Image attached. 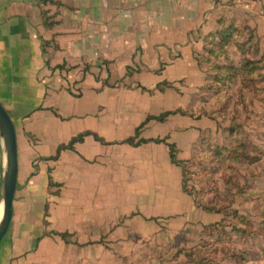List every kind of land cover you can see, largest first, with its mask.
Segmentation results:
<instances>
[{"label": "crops", "instance_id": "0c3cea01", "mask_svg": "<svg viewBox=\"0 0 264 264\" xmlns=\"http://www.w3.org/2000/svg\"><path fill=\"white\" fill-rule=\"evenodd\" d=\"M229 5L226 0H0V101L15 126L18 161L0 264H158L150 246L157 236L171 238L188 226L220 220L182 190L181 168L170 161L164 143L121 142L150 112L131 119L134 106L113 104L110 95H142L161 81L190 78L188 72L177 74V65L190 60L198 70L192 50L217 28ZM169 70L174 75L164 78ZM144 73L151 78L147 83L139 80ZM125 79L129 86L121 82ZM125 119L133 121L132 134L103 137ZM155 121L147 122L139 137H160L142 136ZM190 125L163 136L175 143L177 157L181 148L172 137L191 132L192 149L201 126ZM83 131L90 134L57 153L60 144ZM2 166L0 139V190ZM110 172L122 183L116 184L125 194L122 204L109 205Z\"/></svg>", "mask_w": 264, "mask_h": 264}, {"label": "rangeland", "instance_id": "374dc122", "mask_svg": "<svg viewBox=\"0 0 264 264\" xmlns=\"http://www.w3.org/2000/svg\"><path fill=\"white\" fill-rule=\"evenodd\" d=\"M226 3L231 6L228 13L217 18V28L200 37L201 46L192 50L202 75L189 60L177 65L176 72H188L190 78L161 81L142 95H110L113 104L134 106L131 119L135 115L141 118L146 112L158 114L179 107L186 110L189 116L171 114L167 121H155L147 127L142 136L163 137L171 128L184 124L201 126L192 149L191 132L172 137L181 148L178 157L185 158L191 153L180 167L181 171L184 169L187 190L197 207L207 204L229 212L226 217L229 225L219 224L221 212L211 214L219 221L188 226L171 238L157 236L150 246L156 252L158 264H264V0H226ZM220 19L236 25L226 56L205 50L216 47L209 40L215 36ZM195 36H200L199 31L193 35L196 41ZM247 59L258 67L251 77L240 74L224 86L216 83L215 65L232 63L241 68ZM171 71L164 78L173 76L175 71L170 75ZM149 79L145 73L139 77L144 83ZM121 82L129 86L130 79ZM131 119L106 130L103 137L123 138L132 134ZM162 146L166 152L167 147ZM218 148L224 149L218 152ZM106 183L109 205L124 203L125 194L118 190L122 183L115 174L105 176ZM90 193L88 199L92 197ZM234 211L240 217L232 218ZM232 223L239 227V232L232 230Z\"/></svg>", "mask_w": 264, "mask_h": 264}, {"label": "trees", "instance_id": "16d2710c", "mask_svg": "<svg viewBox=\"0 0 264 264\" xmlns=\"http://www.w3.org/2000/svg\"><path fill=\"white\" fill-rule=\"evenodd\" d=\"M46 24H51V22L45 21ZM219 23V28L215 32V36L217 35V38L213 35H209L210 37L212 36L213 38H210L209 42L212 43V45L216 46L215 49H210L207 48L205 49L206 52L210 54H217L218 52L224 56L226 53V47L227 45L231 42L233 36L236 33V25L234 22H230L229 24L224 23L222 19L218 20ZM215 69V81L216 83L219 84V86H224L226 83L232 81L236 76L242 74L243 77H251L253 71L257 69L254 65V61L247 59L245 60L241 68L236 67L232 63L228 64H217L213 67ZM242 72H241V70ZM180 113L182 115H188L189 114L186 112V110H183L182 108H175L171 110H165L162 111L158 114H147L145 118L139 123V125L135 128L134 133L126 138H124L121 142L123 143H128L130 145H139L142 143H146L149 141H153L156 143H164L168 147V154H169V159L172 163L183 167V163L186 161V159H179L177 157V152L178 149L175 145V143L170 142L167 140V137H153V138H143L139 137L141 129L144 127V125L149 122L150 120H156V121H165V119L171 115V114H176ZM86 134H90L89 131H83L81 133H78L77 135L73 136L67 143H62L58 146L57 148V153L61 149H73L74 148V143L78 141H82L83 136ZM94 137L98 140H101L100 137H98L95 133H93ZM224 148H218V152H221ZM55 157V156H54ZM183 169V168H182ZM184 171V169H183ZM182 171V178H181V188L184 192L188 193L191 195V192L187 190V185H186V178L184 175V172ZM201 208L204 209L205 211L209 212H216V213H221L223 214V218L219 221V224L221 223L222 225H229L231 224L230 222L226 221V217L229 216V212L225 211L223 207H214L210 205H201ZM231 214V213H230ZM232 218H238L240 215L236 211L232 215H230ZM232 230L239 232L240 229L237 225L232 223ZM263 255H264V249L262 250Z\"/></svg>", "mask_w": 264, "mask_h": 264}, {"label": "water", "instance_id": "95a60500", "mask_svg": "<svg viewBox=\"0 0 264 264\" xmlns=\"http://www.w3.org/2000/svg\"><path fill=\"white\" fill-rule=\"evenodd\" d=\"M0 139L3 153L0 190V240L6 233L12 214V200L17 181V142L13 120L0 101Z\"/></svg>", "mask_w": 264, "mask_h": 264}, {"label": "bare ground", "instance_id": "6f19581e", "mask_svg": "<svg viewBox=\"0 0 264 264\" xmlns=\"http://www.w3.org/2000/svg\"><path fill=\"white\" fill-rule=\"evenodd\" d=\"M0 211H1V207H0Z\"/></svg>", "mask_w": 264, "mask_h": 264}]
</instances>
